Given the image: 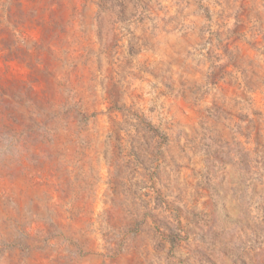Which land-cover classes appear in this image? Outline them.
<instances>
[{
	"label": "rangeland",
	"instance_id": "obj_1",
	"mask_svg": "<svg viewBox=\"0 0 264 264\" xmlns=\"http://www.w3.org/2000/svg\"><path fill=\"white\" fill-rule=\"evenodd\" d=\"M0 264H264V0H0Z\"/></svg>",
	"mask_w": 264,
	"mask_h": 264
}]
</instances>
